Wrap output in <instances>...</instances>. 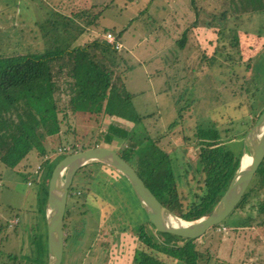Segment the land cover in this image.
Wrapping results in <instances>:
<instances>
[{
    "label": "trees",
    "instance_id": "16d2710c",
    "mask_svg": "<svg viewBox=\"0 0 264 264\" xmlns=\"http://www.w3.org/2000/svg\"><path fill=\"white\" fill-rule=\"evenodd\" d=\"M248 1L256 7L264 2ZM66 11L68 16H64V19L68 22H61L60 25H63V32L66 33L62 35L71 34L69 40L63 41L60 38L56 41L55 36V42L52 45L46 44L42 52L0 57V165L26 175L28 185L33 183L28 180L29 174L39 177L36 213L41 217L37 216V225L39 227V221L41 223L42 220L44 227V234L38 232L31 236L26 253L3 252L0 254V264H46L44 209L52 170L66 155L95 147L109 148L118 153L134 168L155 198L177 217L194 222L208 216L237 172L244 154L242 139L253 127L264 107V103H260L264 94H259L257 89L252 90L247 97L249 112L242 114L236 122L237 126L229 129L237 133L241 130L244 132L232 138L222 135L218 123L217 125L212 120L200 123L195 118L193 128L189 129L193 131L194 146L198 147L197 160L201 179L191 177L189 181L182 183L186 174L175 172L170 154L157 144L161 134L158 135V131H155L158 136L154 139L145 129L143 121L153 115L140 116L131 106L132 97L125 90V80L132 66L130 59L124 55L123 46L120 50H115L104 38H91L89 29L93 26L97 28V25L94 18L86 16V11L70 8ZM109 31L113 30L100 29L99 34L105 35ZM77 38H80L79 43H76ZM114 38L119 42L118 35ZM184 42L185 35L174 45L181 48ZM244 78L238 76V80ZM242 85L241 88L245 89V84ZM221 88L223 87L218 89ZM214 97L218 102V95ZM238 103L243 106L241 101ZM176 104L177 116L167 127V133L180 126L183 128L185 112L189 107H194V104L179 106V101ZM224 104L226 103L222 104L220 101L216 106ZM241 106L237 108L243 111ZM104 116L115 118L117 124L103 125ZM123 124L130 125V128L123 127ZM229 130H225L226 133ZM182 139L186 141V138ZM232 141L239 142V153L228 147ZM32 161L36 162L34 171L30 165ZM91 165L99 166L101 172L114 181L111 200L113 207L108 211L107 223L115 224L116 232L111 230L106 234L99 246L86 247L87 228L78 236L74 220L79 217L86 226V216L90 212L92 215V211L89 208L83 211L82 202L76 207L80 198L78 194L84 187L79 184L72 186L73 178L63 218L62 264H76L78 254L85 251L90 253L87 254V259L96 258V264H107L111 246H116L120 234L127 233L128 229L133 232V228L132 237L136 245L131 264L208 263L209 247L202 244V239L212 228H219L224 221L195 239L159 233L148 221L121 173L103 163L90 162L76 174L79 173L82 179H90V175L83 174L82 171ZM192 183L194 187L191 189ZM187 186L190 188L186 189ZM252 195L256 197V201L250 205L248 199ZM132 204L140 208L151 228L132 220ZM235 209H247L246 218L241 221L243 225L256 222L257 226H264V159ZM93 213L97 215V211ZM6 224L8 227L9 223ZM93 231L94 229H90L89 239Z\"/></svg>",
    "mask_w": 264,
    "mask_h": 264
},
{
    "label": "rangeland",
    "instance_id": "374dc122",
    "mask_svg": "<svg viewBox=\"0 0 264 264\" xmlns=\"http://www.w3.org/2000/svg\"><path fill=\"white\" fill-rule=\"evenodd\" d=\"M68 8L86 11L87 17L94 18L98 29L90 27L91 38H104L100 29L113 30L108 32L113 37L118 35L124 55L131 61L125 90L132 97L134 112L140 116L153 115L143 121L145 129L154 139L161 134L157 144L170 154L175 172L186 174L182 183L191 177L201 179L198 147L194 146L193 131L189 129L193 128L195 118L200 123L212 120L219 124L222 135L237 137L244 130L237 133L229 129L237 126L242 114L249 112L248 94L255 89L264 94V2L256 7L248 0H0V57L42 52L56 37V41L69 40L71 34L62 35L66 33L60 25L68 22L64 19ZM182 34L185 42L177 48L174 43ZM79 41L77 38L76 43ZM236 71L240 74H232ZM237 75L245 80H238ZM243 83L245 89L241 88ZM178 101L179 106L194 104V107L185 112L183 128L167 133V127L176 119ZM220 101L226 104L216 106ZM260 103H264V97ZM110 123L117 124L116 119L104 116L102 124ZM122 126L130 128L128 124ZM232 142L228 147L239 153V142ZM30 165L34 171L36 162ZM82 173L89 174L90 179L75 174L72 186L84 187L77 193L80 198L76 207L82 202V210L89 208L92 215L90 212L86 216V226L79 217L74 225L78 236L87 228L88 248L99 246L111 230L116 232V225L107 223L108 211L113 207L114 181L96 165L86 167ZM26 179V175L0 165V254L11 251L24 254L30 247L31 236L44 234L42 220L37 225L39 177L28 175L32 185ZM248 200L253 205L256 197L252 195ZM235 210L219 228L204 235L202 244L209 247L207 264H264V226H257L256 222L243 225L247 209ZM96 211L97 215L93 213ZM132 211L136 224L151 228L139 207L132 204ZM90 229H94L91 239ZM133 232L128 229L119 235V242L111 246L107 264H131L136 245ZM147 234L151 235L150 231ZM87 254L90 253H79L76 264H96V258L87 259Z\"/></svg>",
    "mask_w": 264,
    "mask_h": 264
},
{
    "label": "water",
    "instance_id": "95a60500",
    "mask_svg": "<svg viewBox=\"0 0 264 264\" xmlns=\"http://www.w3.org/2000/svg\"><path fill=\"white\" fill-rule=\"evenodd\" d=\"M244 155L239 168L213 211L194 222H187L167 210L144 185L136 171L118 153L105 147H95L66 155L52 170L47 186L44 215L46 226V264H62L63 218L69 189L76 172L90 162H100L121 173L148 221L162 234L185 239L202 236L221 224L237 207L264 159V108L243 139Z\"/></svg>",
    "mask_w": 264,
    "mask_h": 264
},
{
    "label": "built area",
    "instance_id": "2783aa9c",
    "mask_svg": "<svg viewBox=\"0 0 264 264\" xmlns=\"http://www.w3.org/2000/svg\"><path fill=\"white\" fill-rule=\"evenodd\" d=\"M104 39L107 43L111 44L115 50H120L122 48V45L117 42L110 33L105 34Z\"/></svg>",
    "mask_w": 264,
    "mask_h": 264
}]
</instances>
